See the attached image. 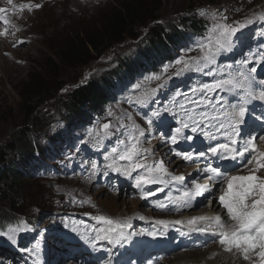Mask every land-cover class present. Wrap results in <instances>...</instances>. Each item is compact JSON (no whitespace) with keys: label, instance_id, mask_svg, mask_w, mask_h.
I'll return each mask as SVG.
<instances>
[{"label":"rangeland","instance_id":"rangeland-1","mask_svg":"<svg viewBox=\"0 0 264 264\" xmlns=\"http://www.w3.org/2000/svg\"><path fill=\"white\" fill-rule=\"evenodd\" d=\"M83 1L54 0L35 14L25 16L20 14L16 22L18 25L15 23V26L19 27V32L24 26L28 27L29 32L25 31L24 38L11 39L13 45L7 43H4V46L0 45V65L5 62L0 69V147L11 146L18 139H24L18 136L17 132H26L27 135L25 136L28 142H34L35 145L46 149L47 152V155L44 151L39 154V168L32 166L30 169H25L22 168L24 166H16V170L21 173V179L14 188V192L11 193L8 188L11 181L5 180V183L0 184V193L6 192L5 197H3L6 199L0 197V214L3 212L0 219L12 216L10 207L14 206V210L21 214L19 218L28 222V230L17 234L15 244L3 235H0V238L6 239L8 244L21 245V248L32 249L34 244L43 246V251H39L40 256L46 257L52 264H109V261L111 264H136L135 256H130L129 250L133 248L140 250L143 244H148V242L150 244L152 241L149 236L150 233L145 227V222L166 218L168 209L161 210L158 205L161 203L168 204L170 198L180 196L183 190L178 189V183L175 182L150 185L147 186V190H155L157 195L147 200L142 199V193L133 187V180L122 177L115 172L104 174L103 166L106 162L103 160V156L114 145L117 137L123 139L128 135L127 130H131L135 125L145 132V136L141 137V140L144 141L142 146L151 149L153 153L149 156L148 163H152L155 167L156 162L164 160L163 165L168 173L176 176L190 173L194 166L180 162L169 152V143L166 142L168 134L180 126L179 121L168 120L170 127L163 129L158 127V123L160 119H165L161 114L168 117L173 116L164 112L163 108L170 106L174 91L190 93L191 89L196 88L202 82H210L212 77L194 73H188L182 77H173L172 80L168 81L167 87L159 90L154 102L147 106L137 105L133 99L138 94L134 87L135 84L139 82L146 84L149 88L157 87L161 81L146 82L144 78L150 74L159 73L161 65L170 61L160 62L157 68L145 66L139 75H128L125 81L118 82L116 87L110 91L112 94L110 101L99 111H87L84 108L83 112L88 117L85 122L66 120L64 116L66 112L65 102L78 87L104 73H109L117 67L121 60L131 59L133 55L148 46L149 30L157 24L165 27L167 32L176 31L178 28L185 31L186 37L173 48L174 59H176L178 56L184 55V50L189 45L201 39L191 31L189 25L184 26V23L188 24L189 21L201 19L207 23L209 29L213 22L212 13L217 14V17L227 16L228 23L237 20L242 21L246 18L257 21L259 16L264 14V0H102L99 3ZM127 1L155 5V8H159L155 12L156 19L155 16L150 15L152 9H147V12H144L142 16L143 20H146L147 16L149 20L131 29V32L126 34L122 42L106 43L101 47L96 60L86 66L70 69L59 63L58 54L61 53V48L66 40L71 37L84 36L87 31L97 29L104 23L107 15ZM22 3V0H12L11 4L7 2L0 7H7L8 12L11 8L20 9ZM201 9L206 10L208 15L201 17L198 14ZM55 13L56 15L53 17ZM2 29L3 26L0 27V39H5V32ZM238 36L240 38L236 41V47L239 53L234 54V56L228 53L229 57L223 54L219 58L221 66L233 64V67H238V64L234 62H239L246 57H250L252 60L263 54L264 28H254L248 36L241 34ZM251 36L252 38L249 39ZM195 53L196 51H193L189 55H198ZM7 58H11V60ZM250 64L249 67H251ZM52 66H55L56 69ZM263 70L264 65L259 64L257 72L254 74L258 75L257 80L264 78ZM174 71L175 68L170 69L169 75ZM37 73L43 76L50 85L39 99L40 105L35 115L27 118L23 86ZM86 77L88 78L85 79ZM164 79H167V76ZM178 80L182 84L176 83ZM60 85H63L61 89H59ZM129 100H133V102L129 103ZM226 100H231L233 103L237 102L231 96H227ZM262 105L264 106L260 101H253L249 105L252 111L247 119L250 120L254 116L255 119L252 120L251 126L245 134L243 131H246L247 128L245 129V126L242 125V134H244L242 138L247 137L253 128H255V131L252 132L253 135L260 134L264 119L257 121L256 117L264 114V110L259 111L258 109ZM157 109L161 110L160 116L153 115ZM109 110L114 113V116L108 115ZM180 115L178 113L174 118L179 119ZM148 118L153 119L151 127L147 124ZM109 120L116 125L118 130L110 140H105L97 147L95 142L87 136V132L97 124ZM154 126L158 127L157 133ZM185 131L191 133L190 130ZM192 134L193 137L199 136L195 133ZM199 137L201 138L200 141L210 142L202 136ZM217 141L213 142L217 143ZM181 143L189 144V141H181ZM258 146L264 150V141H260ZM166 156L170 157V160ZM7 159L10 167L16 165L13 162V156L9 155ZM238 162L241 163V161ZM93 163L97 165L96 169H93ZM200 164L205 167L203 158L200 159ZM245 168L251 174L264 175V169L259 172L254 171V164L247 165ZM72 172L73 174L70 175ZM202 172V169H199L194 176H198L199 179ZM74 173L82 178L81 183L75 181L78 177H74ZM157 174L164 175L163 173ZM84 177H91V182H87ZM165 178L167 179V176ZM193 186L194 182L190 181L183 184V187ZM160 187L164 188L163 192L159 191ZM210 202L211 204H209ZM150 204H155V210H152ZM212 204L213 202L209 200L206 205L202 206L205 214H217L211 210ZM156 214L162 215V217ZM96 215H107L114 219L131 218L132 228L127 231L133 234L128 240L132 246L122 248L121 245L100 242L96 247L84 251L83 255L79 257H76L78 252L72 257L74 251L67 249L65 252L68 257L61 259L64 253L58 254L63 249L62 246L59 249L60 243L57 236L61 234V231L58 222H61V230L66 231L65 236H80L92 233L91 229L94 227L93 223L87 222L83 218L92 219V216ZM151 215L154 217L153 219H150ZM187 215L184 213L180 217L182 219L188 218ZM29 217H37L36 222L31 224L28 221ZM168 218L174 219L175 216L169 215ZM93 221L97 224L95 220ZM189 221L186 220L184 225L192 227L193 224H190ZM20 226L22 225L20 224ZM6 231L0 230V232ZM0 245H2L1 242ZM73 245L78 249L77 251L82 252L81 244L74 243ZM172 246V243L166 245L162 260L168 258ZM99 251L103 252L97 253ZM32 254L31 252L30 256ZM12 257L8 256L5 250L0 252V264H14ZM163 264H170V261Z\"/></svg>","mask_w":264,"mask_h":264},{"label":"snow or ice","instance_id":"snow-or-ice-1","mask_svg":"<svg viewBox=\"0 0 264 264\" xmlns=\"http://www.w3.org/2000/svg\"><path fill=\"white\" fill-rule=\"evenodd\" d=\"M8 2L11 4L12 0H8ZM41 6L36 5L35 7ZM23 7L22 5L21 8ZM5 11L7 10L0 8V13ZM198 14L201 17L208 15L204 9H201ZM211 16L213 22L207 33L189 45L184 50V55L162 64L159 73H153L144 78L146 82L161 81V83L157 87L149 88L146 84L137 82L134 87L138 94L133 99L137 105L147 106L154 102L159 90L167 87L168 81L173 77H182L188 73L211 76L210 82H202L196 88L191 89L190 93L181 91L172 93L173 98L170 101V106H165L163 111L174 117L180 113V126L168 134L166 142L176 146L181 141H192L193 136L186 135L185 130H190L191 133L198 134L209 141L218 140V136L223 137L227 141L226 143L217 142L215 146L209 144L205 150L198 152L176 151L175 149L172 151L186 162H199L209 153L219 160L235 162L248 154L245 166L254 164V171L259 172L264 169V150L258 146L260 141H264V124L261 125L260 134L253 135L252 132L255 131L253 128L245 138H242L241 126L246 125L247 118L252 111L249 105L253 101L264 102V78L257 80L254 75L257 68L248 66L252 62L250 57L234 62L238 64V67H233V64L221 66L219 60L223 54L235 50L236 41L240 38L237 34L252 25L255 20L246 18L242 21L228 23L227 16L217 17L215 13H212ZM0 19H3L5 25L9 23L6 18L0 17ZM259 19L264 21V15H261ZM193 51L198 52V55H189ZM257 63L264 65V54L259 55ZM173 68L175 71L169 75L170 69ZM165 76L167 79H164ZM227 96H231L237 102L226 100ZM128 102L132 103L133 100ZM160 112L161 110L157 109L153 115L160 116ZM108 115L111 117L114 116V113L109 110ZM261 119H264V114L256 117L257 121ZM147 124L151 127L153 119L148 118ZM158 127L161 129L170 127L168 120L160 119ZM117 130L116 125L109 120L92 127L87 132V136L99 147L105 140H110ZM127 131L128 135L123 139L117 137L114 145L103 156V160L106 162L103 166L105 175L108 172H115L131 178L133 187L142 193V199L145 200L157 195V191L147 190V186L164 185L170 182L184 183L185 177L168 173L162 161L156 162L155 167L152 163L147 162L153 153L151 149L142 146L144 141L141 140V137L145 136L143 129L134 125L131 130ZM92 167L96 169L97 165L93 163ZM202 171L207 173V178L213 182L212 184L194 182L193 187L184 189L182 194L175 199L170 198L169 203L176 211L195 208L198 197H204L205 193H212L213 187L217 184H226V187L218 189V192L222 194L217 198L219 204L226 210L225 215L228 220L234 223L229 225L220 216L194 217L189 223L195 224L197 220L208 221L207 227L197 228L195 231L214 236L216 241L225 246L227 251L232 252L233 249H236L243 253L245 260H251L250 253H255L259 258V264H264V175H229L228 169L222 170L220 165L213 166L211 163ZM133 172H136L134 177L132 176ZM159 191L163 192L164 188L160 187ZM208 202L209 200L206 199L205 205ZM158 207L161 210H167L168 204L161 203ZM92 219L97 224L91 229L93 234L85 238L93 247H96L100 242L120 245L133 235L127 231L132 228L131 218L114 219L107 215H96L92 216ZM20 223L22 226L9 227L6 232H0V235L15 244L17 234L28 230V222L21 221ZM158 223L164 222L158 221ZM22 250L33 251L29 248ZM109 264H111L110 261Z\"/></svg>","mask_w":264,"mask_h":264},{"label":"trees","instance_id":"trees-1","mask_svg":"<svg viewBox=\"0 0 264 264\" xmlns=\"http://www.w3.org/2000/svg\"><path fill=\"white\" fill-rule=\"evenodd\" d=\"M149 8L153 10L150 11V15L154 17L155 12L159 8H155V5L153 6L148 3L127 1L121 7L115 8L113 12L107 15L104 23L97 29L94 28L87 31L84 33V36L71 37L66 40L61 48V53L58 54L59 63L70 69L90 64L96 60L95 58L100 53L101 47L106 43L122 42L126 34L131 32V29L149 20L148 16L146 20H143L142 16ZM154 18L156 19V16ZM151 21L154 20L151 19ZM185 25H189L188 27L191 31L197 32V35L200 36L207 30V23L201 19L189 21L188 24L184 23ZM149 33V44L142 51L133 55L129 60H121L117 67L109 73L100 75L87 84L78 87L70 94L68 101L65 102L66 112L64 116L66 120L71 119L72 121L79 120L85 122L88 117L83 112L84 108L87 111L93 112L102 109L110 101L112 95L110 91L116 87L118 82L125 80L130 74H138L149 62L153 66L157 60L160 59L161 61V59L168 57L170 48L185 34V31L182 28H178L176 31L167 32L165 27L157 24L149 30ZM52 68L56 69L55 66H52ZM49 85L47 80L38 73L24 84L23 99L27 118L35 115L40 105L39 99L47 91ZM62 87L63 85H60L59 89ZM17 133L19 134L18 136L24 139H18L11 146L0 147V184L5 183V180L11 181V184H8L11 193L15 191L14 188L21 179V173L16 170V166L29 168L31 164L36 163L37 155L43 151L34 142H28L25 136L27 135L26 132ZM9 155L14 157L13 162L16 163L15 166L10 167L8 165L7 158ZM5 195L6 192L0 193V197L2 198ZM11 207L10 213L12 216L0 219V230L2 231L22 221L19 218L21 214L14 210V206ZM1 213L0 217L3 216V212ZM36 218L29 217L28 221L33 224L36 222Z\"/></svg>","mask_w":264,"mask_h":264},{"label":"bare ground","instance_id":"bare-ground-1","mask_svg":"<svg viewBox=\"0 0 264 264\" xmlns=\"http://www.w3.org/2000/svg\"><path fill=\"white\" fill-rule=\"evenodd\" d=\"M22 1H23L22 5L24 6L23 8H20V9L11 8L5 14L0 13V17L6 18L9 21V23L7 25H5L3 23V19H0V27L3 26L2 30L5 32L4 35L6 36L5 39H0V45H2V46H4V43L5 44L7 43L9 45H13V43L11 41V39H13V38H15L16 40L24 38L25 31L27 30L28 27L26 28L24 26L21 29V31L19 32V29H18L19 27L17 28L15 26V23L17 22L20 14H22L23 16L33 14V13L35 14V12L43 10L47 4L52 3L54 0H22ZM100 1H102V0H84L83 2L99 3ZM7 2H8V0H0V6L6 4ZM36 5H42V6L39 8H36L35 7ZM55 15H56V13L54 14L53 17H55ZM261 15H264V14H261ZM254 28H260V29L264 28V21H261L258 18L257 21H255L252 25L248 26L247 28L243 29L242 32L245 33L246 36H248L250 31ZM5 30H7V31H5ZM35 39H37V38H35ZM7 59L11 60V58H7ZM4 63L5 62H3V64L0 65V69L2 68V66H4ZM259 64L260 63H257V60H255L250 64V66L251 67L255 66L256 68H258ZM176 83L182 84L180 80H178ZM262 103L264 104V102H262ZM218 138L221 140L217 141V142H221V143L227 142L223 137L218 136ZM196 139L201 140V138L199 136L196 137ZM41 149L44 151V153L46 152V149H44V148H41ZM42 150H40V151H42ZM36 154H39V153H36ZM45 155H47V152L45 153ZM38 156L39 155H37L36 163L31 164L29 168H25V169H30L32 166L39 168L40 165L38 164V160L40 158ZM247 156H248V154H247ZM243 159L239 158L233 164H231L232 163L231 161H228V164H225L224 169H228L230 171V172H228L229 175H249V174H251L245 168V161L248 159V157L245 158L244 160ZM203 160H204V163L206 165H208L209 163H211L212 165L218 164V161L216 158L209 159L207 157H203ZM238 161H241V163ZM22 168H24V167H22ZM38 170H40V169H38ZM98 170H99V168H98ZM137 171L142 172L143 170H137ZM72 174H73V172L70 173V175H72ZM132 174H133V176H135L136 172H133ZM204 176H205V172L203 171L199 176L198 183H201V184L204 183L201 180ZM74 177H78V176L74 173ZM81 179H82L81 177H78V179H76L75 181L81 183L82 182ZM84 179L87 182L88 181L91 182V177H89V178L84 177ZM222 187H226V184L223 185ZM214 192H218L217 187L214 190H212V193H205L204 197H198L196 199L197 207H195V208H185L181 211H176V210H174L173 206L169 203L168 204V210H167L168 212L166 213V218H163L161 220L157 219L156 221H153V222H145V227L148 229V231L150 233L149 236L151 237V240H152L149 245L150 246H153V245L158 246V243L161 242L162 244L160 245V247H163V245H164V241L162 239L163 235L170 234L172 231L176 230L177 227L183 229L184 227L182 225V222L185 220H192L194 217L207 216V217L211 218V217H215V216H220L223 220H226L229 223V225L234 223V222L228 220V218L225 215L226 210L218 202L217 197H218V195H220L222 193H220V192L214 193ZM206 199L207 200L210 199L211 201H213L211 210L214 212H217V214L215 213L216 215L215 214L207 215L204 213V208H202V206L205 204ZM209 204H211V202ZM150 206H151L152 210H155V204H150ZM183 213L188 214V216H189L188 219L187 218L182 219L180 217V214H183ZM156 215H159V214H156ZM169 215H174L175 218L169 219L168 218ZM159 216L162 217V215H159ZM153 218L154 217L151 215L150 219H153ZM158 221H163L164 223L161 224V223H158ZM208 223H209L208 221L197 220V222L194 224V230L197 228H201V227H207ZM185 230L186 229L181 230V233H183V231H185ZM3 231H5V230H3ZM195 233L197 234L196 239L198 240V242H195L192 245H190L189 249H187V248L184 249L181 245L176 246L173 249L172 253L169 254L168 258H166L165 260H162V261L159 260L160 262L158 261L159 264H163V263H166L168 261H170V264H259V258L255 253H250V256L252 257L251 260H245L243 258V253L237 251L236 249H233L232 252L227 251L225 249V246L219 244V242L216 241V238L214 236L207 234V233H200L197 231ZM185 234H187V233H185ZM126 246H127V244H126ZM24 248L25 247H23L22 249H24ZM189 259L191 261H187ZM154 264H157V263L154 262Z\"/></svg>","mask_w":264,"mask_h":264}]
</instances>
